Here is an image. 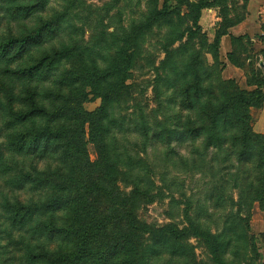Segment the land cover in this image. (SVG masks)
I'll return each mask as SVG.
<instances>
[{
	"label": "rangeland",
	"instance_id": "1",
	"mask_svg": "<svg viewBox=\"0 0 264 264\" xmlns=\"http://www.w3.org/2000/svg\"><path fill=\"white\" fill-rule=\"evenodd\" d=\"M200 1L165 10L164 0H0V42L51 23L40 44L0 59V264H62L72 254L74 264H264L258 158L242 160L234 138L228 146L241 124L201 128L209 103L263 81L264 55L242 41L240 55L220 57L214 33L193 25ZM43 58L33 76L20 72ZM196 83L201 99L187 90ZM103 97L106 117L91 127L87 112ZM249 113L254 131L264 128L259 107ZM232 114L242 120V110ZM219 138L235 151L229 161ZM169 224L185 236L154 234ZM77 225L91 228L87 247L68 229ZM156 244L168 248L144 259Z\"/></svg>",
	"mask_w": 264,
	"mask_h": 264
},
{
	"label": "trees",
	"instance_id": "2",
	"mask_svg": "<svg viewBox=\"0 0 264 264\" xmlns=\"http://www.w3.org/2000/svg\"><path fill=\"white\" fill-rule=\"evenodd\" d=\"M170 0H164V5H165V10L167 8V3ZM226 1V0H225ZM224 5V0H215L212 3L207 2L206 0H201L197 9H196V14L194 16V20H193V25L194 27H196V29L201 30V26L199 25V20L201 17V12L202 9L206 8V7H210V6H217V5ZM244 9L246 8V3L243 7ZM224 14L225 16L228 15L227 11H226V6L224 5ZM166 13V11L161 12H155L154 13V19H160L162 18V16ZM241 20L238 19L237 21ZM235 23L234 20L230 19L228 20L227 17V22H225V24H223V26L219 29V31L217 32L216 38H215V48L217 49L218 53H219V43H220V38L223 34H225L227 32V28L230 25H233ZM51 29V23H47V24H43L42 26H39L37 29H35L34 31L31 32V34L24 36V37H10L9 39L0 42V59H3L4 57H6L7 54H9L13 49H15L16 47H20V52H24L26 50V48H28L29 46H33V45H38L42 42L44 35L46 34V31ZM196 32L191 31V34H195ZM230 58H235L234 57V52L229 54ZM44 59H40L39 62L37 64H35L34 66H30L29 68H23L20 70V72L22 74H31L32 76L34 75V72L36 70H40V66L44 65ZM256 89L254 91H251L249 93H245V92H241L239 94H236L235 96H230L227 101L223 104L217 105L213 102L209 103V105L207 106L208 110L206 113H204L206 115V117H208L209 119V124H204V126H202L201 128H203V130H211L213 131H232L234 129L232 128H236L235 123L237 124H241L244 128L243 132H241V134L238 135H233L229 138L228 140V146L231 145L230 140L232 138H234L235 140H237V143L239 142L240 144V149H239V156L242 160H244L246 162V160L250 159V158H258L257 159V163H256V167H255V171H259L258 174V178H257V183L254 184L253 188L255 187H260V190L257 191L256 193V197L254 199L259 200L261 203L264 204V134L261 133H257L254 131L252 125H251V116L249 113V107H263L264 105V79L263 81H260L257 83L256 85ZM192 88V89H191ZM189 95L190 94H197V98L201 97V94L205 91L204 88H202L201 86H199V83L194 84V86H189L187 88ZM192 90V92H191ZM194 95H192L193 97ZM106 97V96H105ZM103 97V101H102V105L100 108L96 109L93 112H87V120H89V122L91 123V127H96L99 124H101L103 122L104 117H106V111L107 108L109 107L108 103H107V99ZM188 99L190 100V106H191V110L194 109V107L197 104L196 98H191L188 97ZM201 99V98H200ZM199 99V101H200ZM240 109L242 110V114H241V121H232L230 119H233V114H232V110L234 109ZM33 112L31 113H25V112H20L19 113V117L20 119H24L27 116L31 115ZM202 114V113H201ZM205 117V118H206ZM227 119V121L225 122V120ZM86 120V121H87ZM207 120V118H206ZM202 129L196 130L194 131L195 136L201 131ZM202 130V131H203ZM204 131V132H205ZM198 132V133H197ZM213 137L211 134H209V136H207L206 141H204V145L206 146V148H210L212 147V143H213ZM217 139V138H216ZM219 143H220V148H217V150H222L226 153V160L229 161L231 160V156H233L234 152L233 150H231L230 148H226L224 149L223 144L225 143L226 139H222L219 138ZM225 145V144H224ZM228 150V151H227ZM243 161V162H244ZM252 170L249 169V174H250V178L254 179L253 175H252ZM256 182V181H255ZM260 195V196H259ZM57 202L56 200L51 202V206L55 205ZM264 207V205H263ZM134 218L133 215L130 216V224L131 227H135V224L133 226V222H134ZM62 229V228H61ZM67 229V228H64ZM69 230L73 232H77L80 233L81 235H79V241L80 243H83V245H85L87 247L86 244V239L87 236L91 233L90 231V227L86 226V225H80V226H74V227H70L68 228ZM132 231V230H131ZM139 232H137L135 234V237L138 238L136 235ZM154 234L157 236H159L160 238H163L162 236H164L165 238H171L172 242H177L178 240H181L182 237L185 236L184 232H180L179 229L174 226V225H166L165 227H163L162 229H155ZM195 234L200 236V232L199 230H195ZM205 238V241L208 245H210V237L208 234H204L203 235ZM90 238V237H89ZM167 241V240H166ZM138 243V239L137 242H133V248H135L137 246ZM141 244V243H140ZM164 245H162L163 247ZM161 245L156 244L154 246H151L150 248H147L144 252V259L149 258L148 255L151 254H156V253H162L164 250H166L167 248H163V251L160 249ZM211 253L214 255V257L216 259L219 258V255H221V253L219 252V248L214 249V247L211 248ZM170 253V257L171 258H176V257H180V255H182L181 251L179 249H176L175 251L169 250ZM64 256V255H63ZM70 259V260H69ZM75 259H76V255L72 254V256H70V258H66V261L63 262L62 264H74L75 263ZM62 260V257H61ZM64 261V260H63ZM135 264V263H134ZM147 264H149L147 262ZM190 264H195L193 262H190ZM221 264V262H220Z\"/></svg>",
	"mask_w": 264,
	"mask_h": 264
},
{
	"label": "crops",
	"instance_id": "3",
	"mask_svg": "<svg viewBox=\"0 0 264 264\" xmlns=\"http://www.w3.org/2000/svg\"><path fill=\"white\" fill-rule=\"evenodd\" d=\"M206 1L212 3L215 0ZM224 3L227 8V16L224 14V5L220 4L202 9L199 20V25L207 31H212L215 37L219 29L227 22V17L228 20L235 21L220 38L218 53L220 57H228L233 52L234 55H240L241 52L237 50L242 48L241 45L245 42L259 43L261 46L259 52L264 55V0H224ZM245 3L246 8L244 9ZM240 18L241 20L237 21ZM207 34L209 36V33ZM251 61L252 58H247L248 63ZM259 110V120H262L264 118V105ZM255 128L257 133L264 134L263 127L257 124Z\"/></svg>",
	"mask_w": 264,
	"mask_h": 264
},
{
	"label": "clouds",
	"instance_id": "4",
	"mask_svg": "<svg viewBox=\"0 0 264 264\" xmlns=\"http://www.w3.org/2000/svg\"><path fill=\"white\" fill-rule=\"evenodd\" d=\"M41 103H44V104H46V103H47V101H41Z\"/></svg>",
	"mask_w": 264,
	"mask_h": 264
}]
</instances>
